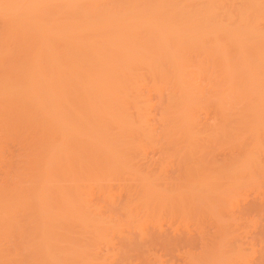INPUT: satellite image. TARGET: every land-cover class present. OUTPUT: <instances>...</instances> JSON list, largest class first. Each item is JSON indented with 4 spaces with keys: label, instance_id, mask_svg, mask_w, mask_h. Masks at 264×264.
Segmentation results:
<instances>
[{
    "label": "bare ground",
    "instance_id": "1",
    "mask_svg": "<svg viewBox=\"0 0 264 264\" xmlns=\"http://www.w3.org/2000/svg\"><path fill=\"white\" fill-rule=\"evenodd\" d=\"M114 1L0 0V96L21 138L14 186L0 195V244L15 248L0 254L4 264H172L174 247L199 246L183 264L218 261L223 227L204 218L241 196L208 184L233 186L258 161L251 150L225 165L207 158L192 107L210 103L222 135L243 101L236 118L258 137L264 0L234 10L229 0H123L112 14ZM234 12L254 28L233 25ZM155 58L169 86L138 79ZM175 204L199 220H150Z\"/></svg>",
    "mask_w": 264,
    "mask_h": 264
},
{
    "label": "rangeland",
    "instance_id": "2",
    "mask_svg": "<svg viewBox=\"0 0 264 264\" xmlns=\"http://www.w3.org/2000/svg\"><path fill=\"white\" fill-rule=\"evenodd\" d=\"M244 1L246 0H229V6L226 9L234 10L239 3ZM114 3L115 5L113 6L111 4L106 5L107 11L112 14L118 12L120 8L119 3L123 4V0H115ZM235 13L237 12L232 13L233 25L241 26L245 30L254 28L253 25L244 26L245 21L241 20L238 14ZM111 20L112 19L108 21ZM190 43L191 41H189L187 45ZM261 55L264 56V50ZM157 64L158 59H149L145 64L147 68H140L136 71L138 79L144 81H153L154 79L157 81L161 79L162 84L166 83V85L169 86L171 76H166L162 73H160L161 75L157 74ZM201 65L202 63L198 64V66ZM168 91L169 89H165V93ZM154 101L155 99L152 98L148 103H153ZM234 103H236V105L231 110V120L225 122L226 131L222 135H218V132L216 134L212 133L214 127L220 123V120L215 118L216 115L210 103L192 107L194 111L199 109L198 111L201 112L202 115V118L198 119L199 123L195 127L197 130L195 134L197 136L196 141L201 145V148H211L210 152L206 153L207 158L213 159L221 165H225L231 157H242L247 151L251 150L254 159L258 161L256 166L251 167L249 171L243 173L233 186L225 185L218 180H214L208 184V186L215 190L216 187L220 185L221 187L217 191L222 192V194L236 193L241 197L238 198L239 203L237 204L234 201H229V203L225 205L214 207L212 210L213 215L206 214L204 220L206 221L205 224L214 221L215 225L223 227L222 246L213 250L212 253L214 257H219L215 264H264V258L260 255V251L264 250V199L261 200L260 198L253 197L255 191L264 196V121L257 125L258 137L254 138L252 134L255 131L248 125L250 130L243 131L240 121L236 118V113L245 109V103L237 99L234 100ZM204 114L205 117H203ZM7 115H9L13 121L8 122ZM19 127V120L14 114L11 116V111L6 100L4 97L0 96V152L6 151L3 157L0 156V189H2L0 195L9 193L14 186V178L12 175H15L18 160L20 159L19 148L21 146V138L18 134ZM194 141L193 139L191 140V142ZM231 146L235 148L233 154L229 151V147ZM182 147L189 149L190 145L182 144ZM238 147L239 150L237 149ZM7 173H10V175H6ZM202 185L203 183L201 182H189V187L191 188ZM183 186H185V183H183ZM242 196H247V199L242 200ZM233 202L236 206H234ZM188 211V209H184L180 204H175L172 207L165 206L158 208L150 220H152V222L164 223V226L170 223V219L176 222L184 219V221L190 223L199 220V211L195 213H188ZM167 220L169 221L167 222ZM210 230L213 229L210 228ZM1 233L4 238L6 234L4 232ZM170 233L173 232H169L168 234L170 235ZM166 237L168 239L170 236ZM173 237L175 238L174 235ZM237 237H241L242 239L237 240ZM198 242L200 244H198ZM198 242L196 243L199 246L202 240ZM199 247L193 249L192 254L184 252L186 249L185 247V249L179 248V251L176 250L175 247L173 251L170 252L169 250L170 254H174L176 258L178 257V260L173 257L172 264H183V259L188 258L186 257L188 253L189 255H195L194 257L200 256L202 248ZM156 251L159 253L161 252L159 245L155 246L154 252ZM4 252H9L10 255H13L15 253V248L11 247L7 249V244L2 241L0 244V254ZM151 252L154 254L152 250ZM152 253L148 251L144 254L152 258ZM0 264H4L3 258L1 257Z\"/></svg>",
    "mask_w": 264,
    "mask_h": 264
}]
</instances>
